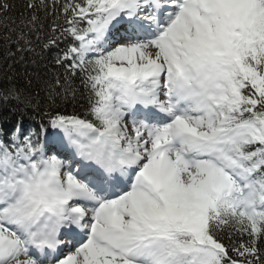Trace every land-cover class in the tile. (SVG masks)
Wrapping results in <instances>:
<instances>
[{"label":"snow or ice","instance_id":"1","mask_svg":"<svg viewBox=\"0 0 264 264\" xmlns=\"http://www.w3.org/2000/svg\"><path fill=\"white\" fill-rule=\"evenodd\" d=\"M13 7L21 53L59 10L48 99L79 78L87 109L0 138V264H264V0Z\"/></svg>","mask_w":264,"mask_h":264},{"label":"trees","instance_id":"2","mask_svg":"<svg viewBox=\"0 0 264 264\" xmlns=\"http://www.w3.org/2000/svg\"><path fill=\"white\" fill-rule=\"evenodd\" d=\"M14 5L9 12L10 16L19 20L22 12H25L27 0H9ZM64 0H61L63 3ZM59 10L44 18V31L42 39L34 41V51L16 52V44L7 45L0 31V91L15 88L21 93L22 99H0V138L7 139L12 130L19 124L25 134L30 130L39 131L40 125L46 123V117L42 119L46 108L71 114L73 111L83 115L87 109L86 94L79 78L71 81L75 88V98L69 95L67 99L56 98L55 105H51L48 99L50 85H55L57 77L63 79V70L56 65L55 57L65 47L61 42L59 47L45 48L47 36L53 23L62 24L56 17ZM43 18V13H41ZM15 39V34H13ZM9 51L14 53L9 55ZM59 89H57L58 91ZM39 104V109L35 106ZM227 243V241H225Z\"/></svg>","mask_w":264,"mask_h":264}]
</instances>
